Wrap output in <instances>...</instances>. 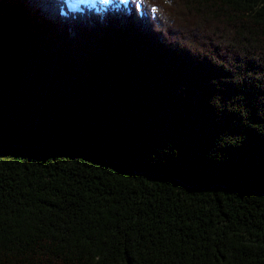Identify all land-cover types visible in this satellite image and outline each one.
Segmentation results:
<instances>
[{"label":"trees","instance_id":"1","mask_svg":"<svg viewBox=\"0 0 264 264\" xmlns=\"http://www.w3.org/2000/svg\"><path fill=\"white\" fill-rule=\"evenodd\" d=\"M0 264H264V0H0Z\"/></svg>","mask_w":264,"mask_h":264},{"label":"rangeland","instance_id":"2","mask_svg":"<svg viewBox=\"0 0 264 264\" xmlns=\"http://www.w3.org/2000/svg\"><path fill=\"white\" fill-rule=\"evenodd\" d=\"M127 0H90L88 3V7H105L109 5H116L118 3H125ZM70 9H73L74 7L72 5H69ZM77 10V9H76Z\"/></svg>","mask_w":264,"mask_h":264}]
</instances>
